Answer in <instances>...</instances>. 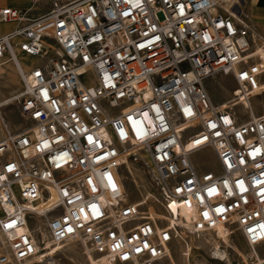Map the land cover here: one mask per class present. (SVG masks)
I'll return each mask as SVG.
<instances>
[{
  "label": "built area",
  "instance_id": "2783aa9c",
  "mask_svg": "<svg viewBox=\"0 0 264 264\" xmlns=\"http://www.w3.org/2000/svg\"><path fill=\"white\" fill-rule=\"evenodd\" d=\"M49 2L36 19L0 8V23H22L0 37V63L17 65L23 84L0 101V264H51L44 233L83 245L92 264H160L172 241L158 228L170 220L167 237L222 224L264 243V113L251 103L264 69L238 1ZM219 73L236 84L223 107L206 85ZM204 151L216 167L197 163ZM127 162L149 174L168 219L125 199Z\"/></svg>",
  "mask_w": 264,
  "mask_h": 264
},
{
  "label": "rangeland",
  "instance_id": "374dc122",
  "mask_svg": "<svg viewBox=\"0 0 264 264\" xmlns=\"http://www.w3.org/2000/svg\"><path fill=\"white\" fill-rule=\"evenodd\" d=\"M261 2L262 3L260 7L257 8L254 4V0H238V5H234L233 7L234 10L242 8L246 14H249L252 17L253 24L256 28V37L254 45L255 49L257 50L256 55L258 57L259 50L262 49L264 51V6L262 5L263 0H261ZM239 3L243 5H240ZM224 6L226 7L225 4ZM229 6L227 5V7ZM49 7L51 8L50 2ZM261 40L263 42H261ZM7 63L13 64V62L11 61ZM260 63L262 65V68L264 69V63L262 62V60L260 61ZM22 85V79L19 74V78L15 83L9 82L7 86L1 87L2 89L0 90H2L7 95V98H12L14 95L18 94L22 90ZM206 85L215 104L220 105L223 103H230L229 105H231L233 103V91L236 87V84L231 78V75H226L222 73L215 74L208 78ZM10 92H13V94H10ZM3 100L5 99H2L0 101ZM240 103L241 102L235 105L234 108L236 111L241 112L243 114V119L247 121L250 117L252 118V116L249 114V110L246 109L244 105ZM251 103L253 107V114H255L256 116L263 114L264 91L263 93L251 98ZM6 113L7 118L11 124H16L21 121L16 106H11L10 108H8L6 110ZM194 158L197 163L202 167V169H211L216 167L215 155L210 151L198 153L194 156ZM131 166L133 173L131 169L125 167L123 180V183L125 185V193L128 195V200L132 202H138L148 192H151L152 194L156 195V191L151 185V177L144 170V168H142L138 164L132 163ZM148 205H150L151 210L154 207L156 211H158L157 214L160 216V218L164 219L165 212L163 211V208L160 207L156 201L154 202L152 200V197L148 200ZM41 224L42 222L34 220L32 222L31 229L36 232H39L40 230H38V228ZM165 230H168L167 224L165 225V227L159 226V238L165 244H167L168 241H172V246L168 250L167 256L162 260V262H160V264H264V243L259 244L255 248H253L245 241L244 237L238 230L233 231L230 234L229 242H226V240H224L223 238H219L218 234L212 232L207 233L206 235H195L189 233L181 235L177 234L175 235L176 237H174L170 232L171 236L167 237V235L164 234ZM48 238L49 236H47V238L45 236L46 241H51ZM212 238L215 239L213 240ZM215 241L218 242V245L223 251L226 250V256H228L225 260H222V257L219 258L217 256L216 250H214L216 245L214 244ZM190 245L193 250L190 249ZM195 247H198V249ZM255 250L257 251L256 253L259 254V259L255 255ZM54 252L55 254L52 256L56 259L59 264H92V261L86 249L83 245L79 243H69L60 247L59 250H55Z\"/></svg>",
  "mask_w": 264,
  "mask_h": 264
},
{
  "label": "crops",
  "instance_id": "0c3cea01",
  "mask_svg": "<svg viewBox=\"0 0 264 264\" xmlns=\"http://www.w3.org/2000/svg\"><path fill=\"white\" fill-rule=\"evenodd\" d=\"M48 1L49 0H0V8L11 7L16 9L29 10V16L33 19H36L48 12L50 8ZM261 3V0H254V4L257 8L260 7ZM262 5L264 6V0ZM21 25V22L0 23V37L2 35L14 32ZM5 65L0 67V89H2L1 87L3 86H7L9 82L15 83L19 78V74L16 70L17 67L15 66V64L7 63V65ZM13 66L16 68L14 69ZM10 94H13V92H10ZM6 96L7 95L2 90H0V100L6 99Z\"/></svg>",
  "mask_w": 264,
  "mask_h": 264
},
{
  "label": "bare ground",
  "instance_id": "6f19581e",
  "mask_svg": "<svg viewBox=\"0 0 264 264\" xmlns=\"http://www.w3.org/2000/svg\"><path fill=\"white\" fill-rule=\"evenodd\" d=\"M225 2H227L226 4L227 5H230L231 3H233V0H224ZM238 1V0H237ZM241 2V1H240ZM240 4V3H239ZM240 5H243V4H240ZM231 6V5H230ZM236 6V5H235ZM227 7V6H226ZM258 37V36H257ZM260 39V38H259ZM261 42H263L262 40H261ZM264 43V42H263ZM258 54H259V56H261V58H262V62L264 63V51L262 50V49H260L259 50V52H258ZM7 64V63H6ZM14 64V63H13ZM1 66H3L2 65V63H0V67ZM16 67H17V65H15ZM14 67V66H13ZM16 67H14V69L16 68ZM17 71H18V73H19V70H18V67H17V69H16ZM12 72V71H11ZM15 75H16V73H15ZM14 75V76H15ZM17 79V78H16ZM264 88V87H263ZM7 97V96H6ZM8 99H11V97H8V98H6L5 100H8ZM244 103L246 104V105H248V107H250V102H249V100H244ZM230 103H223V104H220L219 106L220 107H223V106H228ZM253 114V113H252ZM254 116H256L255 114H253ZM127 168H129V169H131L132 168V166H131V163L130 162H127ZM131 171H132V173H133V170L131 169ZM122 183V187H123V190H124V193H125V185H124V183L123 182H121ZM125 199L126 200H128V195L125 193ZM152 197V200L155 202V200H156V196L154 195V194H152L151 192H148V193H146L145 195H144V197H142V199H140L138 202H133V203H140V204H148V200L150 199ZM149 207V209H150V211H151V214H155L156 216H158L159 218H160V216L157 214V212L158 211H156V209L153 207L152 208V210H151V207H150V205L148 206ZM164 211V210H163ZM165 212V211H164ZM183 216L184 217H186V219H187V221L188 222H185V219L183 220V219H181L180 218V220L181 221H183V223H187V224H190L191 222H192V213H191V211L190 210H187V209H184L183 211ZM164 218L165 219H168V216H167V214H166V212H165V215H164ZM172 223H174V221L173 220H170V222H168L167 223V226H170V227H172ZM170 227H167L168 229L170 228ZM171 229V228H170ZM25 231V229H21L20 230V232H24ZM216 233V234H218V236H219V238H223L224 240H226V242H229L230 241V234L232 233V232H230V229L229 228H226L225 226H223L222 224H219L218 225V227L215 229V230H213V231H210V232H208V233ZM183 234V233H182ZM206 235L207 233H203V234H201V235ZM200 235V236H201ZM46 236V238H47V235L44 233V237ZM158 237H159V235H158ZM48 239H50V238H48ZM160 239V238H159ZM213 239V238H212ZM215 239V238H214ZM213 239V240H214ZM51 240V239H50ZM49 241V240H48ZM46 241L45 239H44V243L49 247V249L50 250H52L53 251V253H52V255H54L55 254V250H59L60 249V247H62V246H64V245H67V244H69V243H59V244H55L54 242H53V240H51V241ZM161 241V240H160ZM189 244V243H188ZM214 244H216L215 245V249L214 250H216V254H217V256L219 257V258H221L222 257V260H225L226 258H227V256H226V254H227V252H226V250H222L221 249V247L218 245V242L217 241H215L214 242ZM194 246V245H193ZM53 248V249H52ZM195 248H197L198 249V247H195ZM235 248V247H234ZM190 249L191 250H193L192 249V247H191V245H190ZM253 249V248H252ZM257 251L255 250V253H256ZM257 257H258V259H259V254L258 253H256L255 254ZM49 261H50V263L51 264H59L57 261H56V259L52 256L50 259H49Z\"/></svg>",
  "mask_w": 264,
  "mask_h": 264
}]
</instances>
